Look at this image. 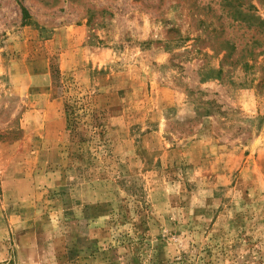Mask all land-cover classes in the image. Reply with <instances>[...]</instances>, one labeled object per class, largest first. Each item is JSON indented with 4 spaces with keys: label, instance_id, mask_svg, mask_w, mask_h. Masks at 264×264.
I'll list each match as a JSON object with an SVG mask.
<instances>
[{
    "label": "rangeland",
    "instance_id": "374dc122",
    "mask_svg": "<svg viewBox=\"0 0 264 264\" xmlns=\"http://www.w3.org/2000/svg\"><path fill=\"white\" fill-rule=\"evenodd\" d=\"M230 1L0 0V264H264V0Z\"/></svg>",
    "mask_w": 264,
    "mask_h": 264
},
{
    "label": "trees",
    "instance_id": "16d2710c",
    "mask_svg": "<svg viewBox=\"0 0 264 264\" xmlns=\"http://www.w3.org/2000/svg\"><path fill=\"white\" fill-rule=\"evenodd\" d=\"M225 5L226 7H232L238 9H242L243 7L240 4L234 5L230 0H225ZM254 9V7H253ZM238 13V11H237ZM263 26H264V21L257 19ZM223 69L218 70L217 75L222 74ZM65 112L68 115V122L70 126H74L76 128H80L83 123V119L85 116L91 115L90 112H92V104L90 101H85V100H75L73 103L66 104L65 106ZM93 116V115H92ZM92 127H95V129L100 128V126L95 123L92 125Z\"/></svg>",
    "mask_w": 264,
    "mask_h": 264
}]
</instances>
